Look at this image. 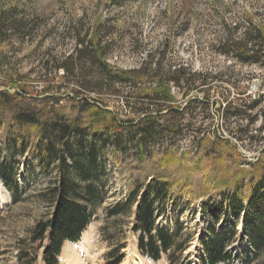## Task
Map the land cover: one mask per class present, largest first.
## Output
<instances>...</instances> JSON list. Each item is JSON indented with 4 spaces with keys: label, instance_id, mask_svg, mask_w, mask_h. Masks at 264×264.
I'll return each mask as SVG.
<instances>
[{
    "label": "rangeland",
    "instance_id": "rangeland-1",
    "mask_svg": "<svg viewBox=\"0 0 264 264\" xmlns=\"http://www.w3.org/2000/svg\"><path fill=\"white\" fill-rule=\"evenodd\" d=\"M107 2L0 0L2 6L12 8L8 18L14 16L19 24L17 28L12 27L11 31L1 34L0 90L14 94L15 89L10 83H16L25 87L23 89L29 95L43 98L50 94L58 95L57 88L64 84L60 94L67 93L69 97L84 94L89 99L100 95L107 100L105 109L120 116L121 120L134 118L136 113L126 107L123 97L121 99L117 93L95 87L93 78L97 73L90 62L80 63L78 80L70 77L64 83L60 81L65 74L61 67L68 70L74 67L68 58L75 48L77 36L91 31L95 21L101 20L104 29L113 31L105 51L114 72L140 70V79H144L142 83L146 82L140 87L151 86L148 79L155 76L169 90L174 101L166 106L180 108L181 111L179 115H169L161 120V124L170 131L163 130L154 146L151 144L145 148L142 164L137 163L134 157L125 159L124 155L121 159L118 157L115 165L107 163L110 172L104 175L107 197L81 237L74 243L63 245L58 264L107 263L110 239L102 238L99 232L100 227L107 223L104 210L116 201L124 200L130 184L139 176L171 174L185 181L189 176L194 198L201 196L204 188L211 190L214 187L213 175L203 165L194 167L190 163L192 159L185 164L182 162L179 171L168 169L172 165L163 168L158 162L165 149L169 154V161L165 163L186 153L189 158L196 153L198 139L207 132L209 136L216 132L227 139L228 134L239 136L238 141H231L248 164H254L264 155V58L250 54L245 63L236 58L241 53L236 44L242 40L246 23L264 24V0H184L182 5L181 0H121L114 6L107 5ZM172 11L177 14L172 16ZM7 25L10 23H5ZM233 27L237 28L235 32ZM254 45L259 47L257 43H252ZM242 58L245 57L242 55ZM154 62L158 64L152 66ZM182 75L185 78L176 83L174 79ZM200 81H205L206 85L199 84ZM82 85L86 90H81ZM136 89L138 86L127 83L118 85L114 92ZM186 94L189 96L185 97ZM195 98L205 104L188 105L189 100ZM144 104L149 105L148 102ZM66 105L67 102L60 104ZM98 106L101 107L100 104ZM250 106L251 109H245ZM229 107L235 109L231 112L241 115L226 118L223 110ZM7 123L8 120L5 121ZM6 132L7 125H4L0 132V162L6 157L2 150ZM8 162L16 163L13 160ZM187 170L193 174L188 173L187 176ZM11 199L0 184V264H43L41 250L36 251L37 244L28 243L29 233L35 224V210L42 208L32 198L23 200L20 197L16 204ZM195 210L197 213L192 214L190 210L174 212L167 208L156 220V226L168 231H172L178 222L192 235L186 251L175 255L170 263L163 251L156 261L144 258L138 251L139 234L132 231V225L123 221L121 233L114 234L113 241L124 245L120 252L124 258L120 264H196V256L200 252L199 238L204 230L198 213L199 204ZM229 226L220 221L216 228ZM19 249L29 257L19 259ZM228 250L241 257L249 250L247 242L242 240L240 224L236 225L233 244ZM31 258L35 260L30 261ZM232 264L239 263L235 260Z\"/></svg>",
    "mask_w": 264,
    "mask_h": 264
},
{
    "label": "trees",
    "instance_id": "trees-1",
    "mask_svg": "<svg viewBox=\"0 0 264 264\" xmlns=\"http://www.w3.org/2000/svg\"><path fill=\"white\" fill-rule=\"evenodd\" d=\"M120 1L108 0L107 5L114 6ZM10 9L0 4V41L2 33L19 25L14 16L8 18ZM176 14L172 11V16ZM5 23H10V26H5ZM103 25L101 20H96L92 32L77 36L75 48L68 58L74 67L71 70L61 67L65 74L60 81L64 83L70 77L78 80L80 63L90 62L97 73L93 78L95 87L117 93L121 99L123 97L126 107L136 113L134 118L121 120L120 116L105 109L107 100L100 95L89 99L84 94H77V97L60 94L64 84L57 88L58 95L50 94L43 98L29 95L23 89L25 87L16 83H10L15 89L14 94L0 90V132L7 125L2 149L6 157L0 162V184L11 195L13 204L20 197L23 200L32 198L42 208L35 210V224L29 233L28 243L37 244L36 251L41 250L43 264H58L63 245L76 242L93 221L107 197L104 181V175L110 174L107 163L115 165L118 157L121 159L124 155L125 159L134 157L137 163L142 164L145 148L151 144L154 146L163 130L168 129L161 120L181 114L180 108L166 106L174 101L169 90L155 76L148 79L151 86L140 87L146 85V82L142 83L144 79H140V70L114 72L105 51L113 31L104 29ZM246 25L242 40L233 43L239 46L237 49L241 53L236 58L239 57L243 63L247 62L250 54L264 58V24ZM236 30L233 27L232 31ZM252 43L259 47L255 48ZM157 64L154 62L152 66ZM184 78L182 75L174 80L179 84ZM127 83L138 86V89L114 92L118 85ZM199 84L206 85L205 81ZM81 90H86L85 86L82 85ZM188 96L186 94L185 97ZM62 102L68 105L60 106ZM145 102L149 105L146 106ZM195 104L205 102L197 98L189 100L188 105ZM230 110L235 109L223 110L228 119L241 115ZM228 136L230 139L216 132L209 136L207 132L197 140L193 158H188L186 153L165 163L169 161L168 149L162 152L158 164L163 168L172 165L168 169L179 171L182 162L185 164L192 159L190 163L194 167L203 165L213 175L214 187L211 190L204 188L201 196L192 197L190 170L185 173L188 176L186 181L171 174L139 176L130 184L124 200L116 201L104 210L107 223L100 227L99 232L102 238L110 239L111 249L107 253L106 264H120L124 258L120 253L124 245L113 242L114 234L121 233L123 221L132 225V231L139 234L138 251L144 258L156 261L163 251L170 263L175 255L186 251L192 235L178 222L172 231H168L156 226V220L167 208L174 212L190 210L195 214L198 204L204 232L199 238L200 252L196 256V264H232L235 260L239 264H264V155L254 164L244 162L238 147L231 141H238L239 136ZM11 160L16 163L10 164L8 161ZM30 192L29 197L27 194ZM220 221L230 226L216 228ZM237 224L241 225L242 240L249 248L243 257L228 250L233 244ZM19 254L21 260L29 257L24 256L21 249Z\"/></svg>",
    "mask_w": 264,
    "mask_h": 264
}]
</instances>
